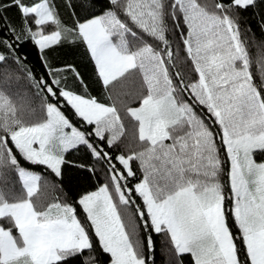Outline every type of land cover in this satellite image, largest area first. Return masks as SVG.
Instances as JSON below:
<instances>
[{
  "label": "snow or ice",
  "instance_id": "1",
  "mask_svg": "<svg viewBox=\"0 0 264 264\" xmlns=\"http://www.w3.org/2000/svg\"><path fill=\"white\" fill-rule=\"evenodd\" d=\"M246 15L264 32V0H0V264H155L153 234L168 264H264V43L254 61ZM73 47L108 102L55 60ZM73 174L95 190L63 195Z\"/></svg>",
  "mask_w": 264,
  "mask_h": 264
},
{
  "label": "trees",
  "instance_id": "2",
  "mask_svg": "<svg viewBox=\"0 0 264 264\" xmlns=\"http://www.w3.org/2000/svg\"><path fill=\"white\" fill-rule=\"evenodd\" d=\"M57 3H61V0H57ZM15 10L13 9L12 12L9 14L12 15L14 14ZM247 24L245 25L246 28H250L251 31L247 33L248 38L250 41H252V47L250 48V55L253 57V60L255 61V58L260 55L259 52V46L264 43L263 38H261L260 35V29L258 27V22H259V15H252L250 17L249 15L245 16ZM70 22V20H69ZM25 54L28 56V66L32 68L37 76H40L44 73V68L41 66V62L36 55L34 50L30 49V46L26 48ZM55 60L58 63H63L65 61L67 62H75L77 66L79 67L80 71L82 72L84 79L86 82H88L90 90L93 95L99 97L102 101L108 102L102 93L101 86L96 83L93 75V70H92V65L91 63L87 60V57L84 55L83 51L81 48L73 47V48H60L57 49L56 53L53 54ZM253 71L255 72V67L253 68ZM13 87H17L16 84L13 85ZM19 89L21 91H27V83L24 80H21L18 85ZM119 86L117 91H119ZM69 115H71L69 113ZM74 154L69 156V159H75L76 158V152H73ZM80 156L78 157H83V152L79 153ZM97 169L99 170L100 165H96ZM33 170L39 173H42L45 175L46 179L49 181H52L54 178L45 173L44 169L42 166H33ZM100 181L103 182L104 177H103V172L98 171ZM92 184V179L91 180H84L82 177H77L73 176L71 180L66 179L63 185V195H66L68 197L76 198L77 196V188L82 189H88ZM62 195L61 192H52L49 190H45V196L48 199H51L53 196H58ZM153 239L155 242V253H154V260L155 264H168L169 260V255L166 247V239L165 237L157 234H153ZM89 255L87 252L85 253V256ZM99 260L105 261L107 260L106 256L99 255ZM83 259V258H81ZM72 264H80L78 261L77 262H72Z\"/></svg>",
  "mask_w": 264,
  "mask_h": 264
},
{
  "label": "rangeland",
  "instance_id": "3",
  "mask_svg": "<svg viewBox=\"0 0 264 264\" xmlns=\"http://www.w3.org/2000/svg\"><path fill=\"white\" fill-rule=\"evenodd\" d=\"M250 17H252V15H249ZM82 153V152H81ZM74 154V153H73ZM78 156H80V154L79 153H76ZM76 155V160H80V159H82L83 157H78ZM73 176H76L75 174H73ZM101 183H102V181H100ZM96 186H97V181H96V179H92V184H91V186L87 189V190H95V188H96ZM83 190H85V189H82L81 188V190H80V188H77L76 189V191H77V196L83 191ZM82 260V259H81ZM74 262H77V261H74ZM79 262V261H78ZM80 263V262H79Z\"/></svg>",
  "mask_w": 264,
  "mask_h": 264
},
{
  "label": "crops",
  "instance_id": "4",
  "mask_svg": "<svg viewBox=\"0 0 264 264\" xmlns=\"http://www.w3.org/2000/svg\"><path fill=\"white\" fill-rule=\"evenodd\" d=\"M260 35H261V38H263V40H264V32H261V30H260ZM71 155H73V153Z\"/></svg>",
  "mask_w": 264,
  "mask_h": 264
}]
</instances>
